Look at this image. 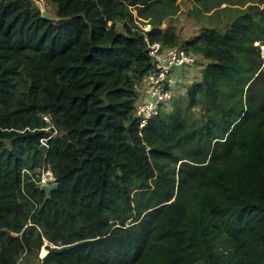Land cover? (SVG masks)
Wrapping results in <instances>:
<instances>
[{
	"label": "trees",
	"instance_id": "obj_1",
	"mask_svg": "<svg viewBox=\"0 0 264 264\" xmlns=\"http://www.w3.org/2000/svg\"><path fill=\"white\" fill-rule=\"evenodd\" d=\"M43 1L0 0V264H264V0ZM154 43L204 66L140 128Z\"/></svg>",
	"mask_w": 264,
	"mask_h": 264
},
{
	"label": "built area",
	"instance_id": "obj_2",
	"mask_svg": "<svg viewBox=\"0 0 264 264\" xmlns=\"http://www.w3.org/2000/svg\"><path fill=\"white\" fill-rule=\"evenodd\" d=\"M149 55L153 68L143 81L141 98L135 106V115L140 118V128L161 110L170 109L180 88L181 79L177 71L192 68L198 61L195 55L187 53L181 47L162 49L158 43L149 46ZM45 120L48 122L47 118ZM41 144L43 145V141ZM23 173L29 172L23 170ZM29 174L40 189L55 182L49 165H43L34 175Z\"/></svg>",
	"mask_w": 264,
	"mask_h": 264
},
{
	"label": "rangeland",
	"instance_id": "obj_3",
	"mask_svg": "<svg viewBox=\"0 0 264 264\" xmlns=\"http://www.w3.org/2000/svg\"><path fill=\"white\" fill-rule=\"evenodd\" d=\"M179 3L180 10L178 11L174 19L171 21V23L174 27H176L177 32L181 36L182 40L185 41L187 39H190L191 37H194L200 31L201 27L208 26L211 13L213 11L203 12V10L200 8V5L195 4L191 0H180ZM225 5L226 4H223L220 7H223ZM196 6L199 8L200 12L195 9ZM44 8L46 11V2H44ZM234 14L236 15V13ZM213 18L215 20L216 16H213ZM145 29L147 30L149 29V27H146ZM254 45H258V43H255ZM262 47L264 46H259L260 58H264V50ZM200 63L201 66H199V68H196V70H193L192 68H182L177 71L178 75L180 76L181 82L180 88L178 89L177 94L175 95L176 98L181 97V95L183 96L186 93V90L192 85V83L200 79V68L204 66L203 62L200 61ZM137 103L138 102H136V104ZM45 253L46 250L42 248L40 250L39 255L43 256Z\"/></svg>",
	"mask_w": 264,
	"mask_h": 264
},
{
	"label": "water",
	"instance_id": "obj_4",
	"mask_svg": "<svg viewBox=\"0 0 264 264\" xmlns=\"http://www.w3.org/2000/svg\"><path fill=\"white\" fill-rule=\"evenodd\" d=\"M32 1H33V2L35 3V5L39 8L41 14L44 15V13H45L44 1H43V0H32ZM163 26H165V25H163ZM57 186H58L57 182H54V183H52V184H50V185H44V186L42 187V190L46 193L47 196H49V194H50L53 190H55V189L57 188Z\"/></svg>",
	"mask_w": 264,
	"mask_h": 264
}]
</instances>
